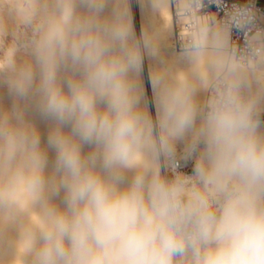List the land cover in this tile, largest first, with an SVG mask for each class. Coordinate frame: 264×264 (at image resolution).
<instances>
[{
    "label": "clouds",
    "instance_id": "obj_1",
    "mask_svg": "<svg viewBox=\"0 0 264 264\" xmlns=\"http://www.w3.org/2000/svg\"><path fill=\"white\" fill-rule=\"evenodd\" d=\"M145 53L156 39H137L127 0H0V217L27 215L31 264H264V38L233 57L223 26L199 33L188 67L154 72L155 120ZM28 105L52 124L51 175ZM178 142L191 175L172 167Z\"/></svg>",
    "mask_w": 264,
    "mask_h": 264
},
{
    "label": "bare ground",
    "instance_id": "obj_2",
    "mask_svg": "<svg viewBox=\"0 0 264 264\" xmlns=\"http://www.w3.org/2000/svg\"><path fill=\"white\" fill-rule=\"evenodd\" d=\"M128 19L131 28L137 37L141 39L146 33L155 37L157 42V54L150 56L147 53L143 56L142 68L137 77V86L140 94L141 107L156 118V85L154 83V72L167 69L175 72L188 67L185 60L186 50L180 51L174 47V25L171 0H127ZM210 24V25H207ZM218 24L203 23L199 33L206 31L209 27H216ZM224 27V26H223ZM12 25L9 21V29ZM227 39L229 41L228 30L224 27ZM11 37H9V41ZM18 62H24L29 59L25 54L20 53L17 57ZM201 65L203 61L200 62ZM207 92L201 91L197 94V101L200 105L206 102ZM14 103V98L10 96L6 83L0 81V111H10ZM264 115V110L261 112ZM25 120L33 124L39 132L41 138V148L46 151L49 166L45 170V175H51L52 164L55 160V152L47 146V136L52 124L42 120L35 109L28 105L25 110ZM264 128V119L260 120ZM91 151L90 146H84L83 152L86 154ZM182 161L185 166L192 167V170H182L179 172L191 175L195 166V158H185V144L178 142L175 148V160ZM161 174L165 176V169L169 162L161 158ZM132 172L127 173L129 179ZM63 193L59 197H54L52 203L63 208ZM35 219V217H34ZM27 215L17 213L13 219L5 222L0 217V264H31L32 256L28 253L22 243L23 227L27 223Z\"/></svg>",
    "mask_w": 264,
    "mask_h": 264
},
{
    "label": "built area",
    "instance_id": "obj_3",
    "mask_svg": "<svg viewBox=\"0 0 264 264\" xmlns=\"http://www.w3.org/2000/svg\"><path fill=\"white\" fill-rule=\"evenodd\" d=\"M174 25V47L187 50L198 38L203 23L224 26L228 30L233 57L247 54L250 39L264 38V0H171ZM209 93L207 92L206 101ZM172 167L188 169L182 161ZM172 167H166L172 176Z\"/></svg>",
    "mask_w": 264,
    "mask_h": 264
},
{
    "label": "rangeland",
    "instance_id": "obj_4",
    "mask_svg": "<svg viewBox=\"0 0 264 264\" xmlns=\"http://www.w3.org/2000/svg\"><path fill=\"white\" fill-rule=\"evenodd\" d=\"M207 25H210V24H207ZM261 112H262V111H261ZM261 112L259 113V116H258V119H259V120L264 119V115H263ZM188 170H192V167H190ZM165 176L171 178V176H167L166 173H165Z\"/></svg>",
    "mask_w": 264,
    "mask_h": 264
}]
</instances>
